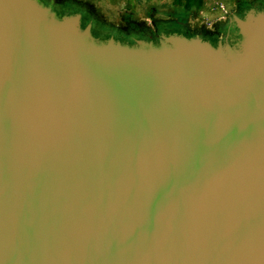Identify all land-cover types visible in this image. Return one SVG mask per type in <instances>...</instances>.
<instances>
[{"label": "water", "instance_id": "1", "mask_svg": "<svg viewBox=\"0 0 264 264\" xmlns=\"http://www.w3.org/2000/svg\"><path fill=\"white\" fill-rule=\"evenodd\" d=\"M52 4L0 0V264H264V8L129 44Z\"/></svg>", "mask_w": 264, "mask_h": 264}, {"label": "rangeland", "instance_id": "2", "mask_svg": "<svg viewBox=\"0 0 264 264\" xmlns=\"http://www.w3.org/2000/svg\"><path fill=\"white\" fill-rule=\"evenodd\" d=\"M66 0H57V2ZM83 4L88 2L91 4L90 12L93 17V25L96 27L110 28L116 37H125L123 35L129 34L130 25L138 27H146L150 30L149 38H160L161 29L166 26L174 27L180 34L190 37L203 39L206 41H217L221 33H224L229 19H221L222 16H239L242 10L247 7H264V0H230L231 8L222 10L221 0H205L209 3L211 12L214 15L210 17H203L199 21H195L191 14H185L184 0H67ZM228 1V0H222ZM227 4L229 3L226 2ZM136 4H147L151 9L166 10L165 15H156V18L151 19L152 10L142 12V9L135 8ZM84 5V4H83ZM229 5V4H228ZM204 6V5H203ZM57 12V6L54 7ZM235 10V11H234ZM83 11V10H82ZM146 13V14H145ZM143 19V17H145ZM87 17V15H84ZM125 18V19H124ZM84 20L87 24L90 21ZM194 21V22H193ZM98 23V24H97ZM93 27V26H92ZM168 27V28H169ZM160 29V30H159ZM121 35V36H120ZM126 38V37H125Z\"/></svg>", "mask_w": 264, "mask_h": 264}, {"label": "trees", "instance_id": "3", "mask_svg": "<svg viewBox=\"0 0 264 264\" xmlns=\"http://www.w3.org/2000/svg\"><path fill=\"white\" fill-rule=\"evenodd\" d=\"M46 1V0H44ZM84 9V6L80 3H76V2H70V1H61L58 2L57 4V13L59 14H73V13H81L82 10ZM90 16L87 15L83 16V21L88 19ZM88 21V20H87ZM94 22V21H93ZM85 21L83 22V24L85 25ZM98 24V23H97ZM96 25V22H95ZM93 25L92 27V33L95 37L100 38L102 40H106L109 37H114L116 40H120L122 42H127L129 44H132L134 42V40H148V34L150 33V30L147 29L146 27H138L135 25H130L129 28V34H125L123 36L125 37H116L114 32L110 31L108 27H101L100 25H98L97 27ZM166 26L163 29H159L161 31L162 34L165 35H169V34H173V33H179V31L177 29H175L174 27H169ZM121 36V35H120ZM153 40H156L155 37H152Z\"/></svg>", "mask_w": 264, "mask_h": 264}, {"label": "crops", "instance_id": "4", "mask_svg": "<svg viewBox=\"0 0 264 264\" xmlns=\"http://www.w3.org/2000/svg\"><path fill=\"white\" fill-rule=\"evenodd\" d=\"M49 1L52 2V0H49ZM228 1H229V3H228L229 5L226 3ZM228 1H222L221 0V3H222L221 8H222V10L223 9L224 10L225 9L228 10L229 8H231V6H232L231 3L232 2L230 0H228ZM45 2H48V0H46ZM53 2H57V0H53ZM83 4L82 5L84 6V9H83V11L80 14L82 16H84V15L90 16L88 18V20L89 19H93L92 15H91L92 13L89 11L90 7H91V4H89L88 2H83ZM208 5H209V3L205 2V0H184V8H186L184 13L187 14V15L191 14L193 16V18L195 19V21H199L202 18V16L203 17H206V16L210 17V15H214V14H212V12H211L212 10H211L210 6H208ZM136 7H137V9H139V8L142 9V12H145V11L147 12V9H148V11L152 10L153 14L151 15V17H149L151 19L156 18V15H165L167 13V11L165 9L162 10L163 8L162 9L161 8L160 9L152 8L151 9L150 7L147 6V4H139V5L136 4L135 8ZM231 14H232L231 16H227V17L226 16H222L221 19L232 18L234 20L235 17L238 18V16H234L233 13H231ZM145 18H146V16L143 17V19H145Z\"/></svg>", "mask_w": 264, "mask_h": 264}, {"label": "flooded vegetation", "instance_id": "5", "mask_svg": "<svg viewBox=\"0 0 264 264\" xmlns=\"http://www.w3.org/2000/svg\"><path fill=\"white\" fill-rule=\"evenodd\" d=\"M48 2H50L48 0ZM53 3V8L55 6H57L58 2H52ZM253 7H248L246 10H242V12H240L238 18H242L244 16V13L246 11H248L249 9H251ZM255 8V7H254ZM264 7H256L255 9H262ZM55 9V8H54ZM88 23H91V25L93 26V23H92V19H89ZM237 39V30L235 28V23H234V20L232 18H229V22L227 23V26H226V29L224 30V33H221L220 37L218 38L217 41H214L215 43H218V42H222V43H229V44H233L235 42V40Z\"/></svg>", "mask_w": 264, "mask_h": 264}]
</instances>
